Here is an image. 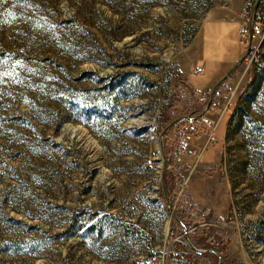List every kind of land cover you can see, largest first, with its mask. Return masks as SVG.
<instances>
[{"label":"rangeland","instance_id":"1","mask_svg":"<svg viewBox=\"0 0 264 264\" xmlns=\"http://www.w3.org/2000/svg\"><path fill=\"white\" fill-rule=\"evenodd\" d=\"M255 1L0 0V264H264V31L232 33L215 140L181 71Z\"/></svg>","mask_w":264,"mask_h":264},{"label":"crops","instance_id":"2","mask_svg":"<svg viewBox=\"0 0 264 264\" xmlns=\"http://www.w3.org/2000/svg\"><path fill=\"white\" fill-rule=\"evenodd\" d=\"M241 20L242 17L239 14L230 16L220 15L212 16L203 23L198 36L192 44V49L190 50L188 58L186 59V65L184 69H181V71L186 74L188 80L190 81L189 75L195 71L198 72L196 70L197 66L204 67V70L200 72L206 71L208 73L207 81L200 87H195L190 82L194 89L200 91L201 94L210 92L213 85L223 75H225V73L236 63L237 59H239L244 54L241 41L238 43L236 39L232 40L233 31L240 33L239 28ZM232 28H234L235 30H233ZM203 32L205 33L204 36L207 37V40L210 43L209 45L211 46V49L208 51V53L207 49L205 51L202 50L201 53L200 47L198 45L200 35ZM229 32L231 34L230 38L228 36ZM240 35L242 34L240 33ZM246 37V42L250 41L249 36ZM203 40L205 39L203 38ZM223 52L225 53L223 56H217L221 55V53ZM199 56L203 57L202 60L204 63H202V61L199 59ZM205 56L206 59L204 58Z\"/></svg>","mask_w":264,"mask_h":264},{"label":"built area","instance_id":"3","mask_svg":"<svg viewBox=\"0 0 264 264\" xmlns=\"http://www.w3.org/2000/svg\"><path fill=\"white\" fill-rule=\"evenodd\" d=\"M241 24L239 31L243 36H249L250 29H251V35L253 37L259 36V32L264 25V0H260L257 7L255 9L252 8L251 12L244 10L241 12ZM196 70L198 72L203 71L204 67L197 66ZM221 109V107L218 105L216 99H212L210 108L204 115V123L209 127L211 131V135L209 137V140L216 139L213 138V134L216 131V128L218 126V120H215V118L212 116V114H209L210 112L216 113ZM227 109V105L222 108V113ZM190 139L187 135H182L180 139V148L182 150H186L190 146Z\"/></svg>","mask_w":264,"mask_h":264},{"label":"water","instance_id":"4","mask_svg":"<svg viewBox=\"0 0 264 264\" xmlns=\"http://www.w3.org/2000/svg\"><path fill=\"white\" fill-rule=\"evenodd\" d=\"M259 1L260 0H256L255 1V3H254V5H253V9H255L256 7H257V5H258V3H259ZM249 37H250V39H251V37H252V35H251V29H250V33H249ZM249 48L250 47H248V49H247V51L236 61V63L225 73V75H223L214 85H213V87L211 88V91H210V99H209V101H208V103H207V105H206V107H205V109L199 114V115H197V116H195V117H191V119L193 120V121H195V120H197L198 118H200L201 116H203V115H205L206 114V112L208 111V109H209V107H210V105H211V102H212V99H213V97H214V91H215V89L230 75V73L238 66V65H240L243 61H244V59L246 58V56H247V53H248V50H249ZM182 118H190L188 115H183V116H180V117H178V118H176V119H174V120H172L166 127H165V129L164 130H166L169 126H171L172 124H174V123H176V122H178L180 119H182ZM163 133H164V131L161 133V137L163 136ZM164 168H165V170H166V168H167V164H166V161H165V163H164ZM165 172V171H164ZM168 203H169V205H170V209L171 210H173V208H172V203L170 202V200H168ZM173 213V212H172ZM173 215H175V213H173ZM176 216V215H175ZM178 219V221L181 223V224H183V222H182V220H180L179 218H177ZM184 229H185V231H184V233H185V237H186V239H187V242L189 243V245L194 249V250H196L197 252H202V250H200V249H198L193 243H192V241L190 240V238H189V236H188V230H187V227L186 226H184ZM214 250V249H213ZM220 255V254H219ZM222 263V255H220V262H219V264H221Z\"/></svg>","mask_w":264,"mask_h":264},{"label":"trees","instance_id":"5","mask_svg":"<svg viewBox=\"0 0 264 264\" xmlns=\"http://www.w3.org/2000/svg\"><path fill=\"white\" fill-rule=\"evenodd\" d=\"M178 74H182L181 72H177V75ZM186 79L188 80V77H186ZM182 82H184V80H182ZM188 82L190 83V81L188 80ZM222 84V83H221ZM220 84V85H221ZM171 85H172V83H171ZM191 85V84H190ZM219 85V86H220ZM218 86V87H219ZM191 87L194 89V87L191 85ZM218 87L215 89V91H214V99H216V91H217V89H218ZM193 91H195V92H197V93H201L200 91H198V90H196V89H194ZM126 92L124 91V96H126ZM177 94H178V91H176V92H174V91H172V90H170V96L169 97H172V99H174L175 98V96H177ZM208 95V96H207ZM204 96L205 97H207L208 98V100H207V102H206V105H207V103H208V101H209V99H210V92H207L206 94H204ZM168 97V98H169ZM171 99V98H170ZM206 105H205V107H206ZM205 107H204V109H205ZM198 115V114H197ZM197 115H195V116H197ZM194 116V117H195ZM200 121H202V122H204V116H201L200 118H198L197 120H195V122H200ZM163 190V192L165 193V190L164 189H162ZM168 206V205H167ZM181 218V220L183 221V222H185L184 221V217H180ZM201 254V253H200Z\"/></svg>","mask_w":264,"mask_h":264},{"label":"bare ground","instance_id":"6","mask_svg":"<svg viewBox=\"0 0 264 264\" xmlns=\"http://www.w3.org/2000/svg\"><path fill=\"white\" fill-rule=\"evenodd\" d=\"M262 31H264V25L262 26V28H261L260 32H262Z\"/></svg>","mask_w":264,"mask_h":264}]
</instances>
